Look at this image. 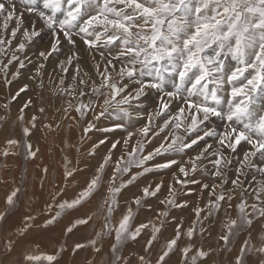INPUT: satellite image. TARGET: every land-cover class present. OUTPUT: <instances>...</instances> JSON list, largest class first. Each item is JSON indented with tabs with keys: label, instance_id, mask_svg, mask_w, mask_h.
<instances>
[{
	"label": "snow or ice",
	"instance_id": "obj_1",
	"mask_svg": "<svg viewBox=\"0 0 264 264\" xmlns=\"http://www.w3.org/2000/svg\"><path fill=\"white\" fill-rule=\"evenodd\" d=\"M25 4L26 11L30 14L34 13L55 38L49 51L39 52V56L44 60L57 51L61 35L74 47L76 46L75 36L79 37L89 52L106 49L111 57L106 60L102 70L99 64L95 66L98 83L91 78L85 81L83 77L88 76V73H81L79 63H77L75 66L76 75L72 78L75 86L67 85L60 89L61 92L69 95L75 92L76 96L81 98L97 97L96 100H88L87 103L83 99L78 100L75 111L80 114L81 119L88 112L96 113L99 110V114L96 116L98 120L108 113L109 109H113L117 113L118 120L131 119L132 113L123 106L132 107V101H139L140 97L145 94V88L163 92L164 96L169 99L177 98L178 103L186 105V108L179 107L176 115L165 116L161 125L153 127V116L150 115L147 123L135 132L125 129L127 131V138L123 141L125 146L134 136H142L143 140L136 142V146L127 153V157L121 156L116 161H112L111 151H109L103 162L97 167L96 174L87 182V187L75 199L55 204V207L61 211H57L55 215L46 219L45 226L56 223L62 211L79 206L97 192L104 183L105 167L110 163L112 172L107 181L109 197L104 201L108 205L109 214L112 211V205L117 203V194L142 174L138 172L126 182L121 180L120 177L128 173L133 165L142 168L143 173L169 168L178 162L175 159H170L164 163L155 164L154 168L145 165L147 161L169 151L180 153L191 149L194 145L199 147V141L205 140V137L216 136L219 147L213 148V145L205 142L204 146L199 148L198 154L190 157L188 168L179 167V171L185 177L190 172L195 173L197 162L207 159L208 154L211 153L214 157L211 161L214 168L213 175L220 178L222 183H226L223 169L228 168L231 164L226 153L229 150L236 152L237 146L242 143L250 147L249 151L244 153L243 162L237 170L241 174L245 165L251 166V161L257 154L261 159H264V0H42V7L39 6L38 0H25ZM9 21L15 22V26L10 29L11 38L15 39L19 32L22 39L16 45L7 63L0 60V69L7 68L13 61H18L19 67L23 68L24 62L15 53H23L26 49L25 42L31 43L34 37L40 35V32L34 23L31 25V31L23 27V14L18 12L15 0H0V56L6 55V49L12 45V39L3 38V34L9 32ZM113 53L115 55H112ZM100 54L104 57V51H100ZM73 59L78 61L79 55L69 56L67 64L71 65ZM114 60L121 65L116 73L120 80L126 76L129 82H134L137 80L138 73L140 76L148 75L152 79L140 82L139 86L130 94L126 90V84L112 77L111 72L116 70ZM60 66L64 72H67L64 61L60 62ZM37 72H39V68ZM5 81L8 82L6 76ZM58 83L65 85L63 78ZM169 83L173 87L165 92V85ZM85 88L88 89L87 92L84 91ZM77 89L79 90L77 91ZM23 90L21 89V91ZM224 105H227L226 110ZM27 106L26 104L25 107ZM168 109L169 104L161 97V103L155 116H164ZM40 111L43 112L44 109L41 108ZM186 111L187 116L185 117ZM22 113L23 110L19 117L21 121L23 120ZM211 118L226 121L228 129L219 135L215 131L205 130L201 135L200 126L210 121ZM35 121L36 117L33 116L31 125L33 128ZM46 127L50 128L51 125H46ZM95 127V124L89 123L84 128V132H90ZM115 128H124V125L117 123ZM165 129H168V132H165ZM172 129H183L184 135L173 134L169 142L167 137ZM22 131L25 137L32 134L29 127H24ZM102 131L110 132L113 129L105 128ZM160 132H165V136L161 138L165 140V143H161L159 147L145 155V145L150 143L151 139L158 136ZM193 132L196 133L195 137L191 136ZM104 143V140L99 141V144ZM119 143L120 141H116L111 147L115 149ZM7 144L19 146L20 141L9 139ZM99 144L92 146L90 155L95 154V148L99 147ZM24 148L26 159L36 158L39 149L34 150L30 142H26ZM3 155L7 157L10 152L6 149ZM70 163L65 157L64 179L66 181L69 178H74L75 172L79 171L78 168H69ZM259 171L264 172V169H259ZM43 172L47 174V167L43 169ZM177 182L189 183L187 180H178ZM190 182L196 183L197 181ZM231 183L233 186H237L239 178ZM202 186L206 189L210 188L208 184ZM41 187H43V183H41ZM160 187L161 185L157 184L151 191L149 187H145L143 197L156 196ZM214 188L215 185L211 186V189L214 190ZM19 192V188L14 189L8 195L6 203L10 206L14 205V198ZM261 193H264V187L254 191L256 199L261 201L259 206L248 204L244 199L238 202L236 205L237 218L229 217L225 224L226 232L219 237L225 247L229 245L230 237L234 235L235 229L241 226L251 228L254 219H264V200L261 199ZM141 199L142 197H137L134 203L139 206ZM231 199V195H226L222 190L216 195L214 201H209L211 210L207 215H212L213 211H220L224 205L229 204ZM162 203L164 202L162 201ZM166 203L178 206L174 198L167 200ZM47 207L52 208L53 205L49 204ZM249 208L256 213V217H253L252 212L248 211ZM202 211V209H196L198 221ZM161 214L168 215L166 211ZM4 217L5 214L0 213V221ZM131 217L132 210L129 209L128 214L123 216L119 227L115 230L117 244L121 242L124 234L127 233L130 238L135 239L141 229L147 227L142 224L135 232L129 233L128 226ZM34 219L33 216L25 217L26 221ZM90 219L91 217H86L76 220L72 226L66 228V232H72L76 225L87 224ZM159 230V228H154L152 240L148 241L146 251L151 247L152 241L156 239L155 233ZM23 231L20 230L21 234ZM200 231L203 233V228ZM194 232V228L187 230L189 239L193 237ZM99 235L100 233H97L98 237ZM179 239L180 230L177 229L176 237L169 240L167 249L159 256L157 264H165V258L177 245ZM251 239L249 234L248 238L242 242L235 264H246L245 254L248 252L254 251L264 256V243L257 247L251 243ZM260 239L264 241V236H261ZM12 243L9 241L6 246L9 250ZM90 243L95 245L96 241L92 240ZM82 247L84 245H75V249ZM96 251L99 252L100 249L96 248ZM112 251L113 253L117 251L116 245H113ZM191 251V246L183 249L186 259ZM207 256L208 252L201 248L191 259L195 264L198 258L204 259ZM43 258L49 264H53L57 260V255H46ZM40 259L41 256H25V260L30 262ZM117 259L122 258L117 257ZM139 261L140 264H150V261L146 260L144 256H140Z\"/></svg>",
	"mask_w": 264,
	"mask_h": 264
},
{
	"label": "rangeland",
	"instance_id": "obj_2",
	"mask_svg": "<svg viewBox=\"0 0 264 264\" xmlns=\"http://www.w3.org/2000/svg\"><path fill=\"white\" fill-rule=\"evenodd\" d=\"M15 3L18 12L22 11L26 19H30V13L26 11L25 0H15ZM38 4L42 7V0H38ZM14 26L15 22L11 21L9 32L3 34L4 39H12L9 33ZM24 27L30 31L27 23L24 24ZM46 32L47 30H43L42 33ZM36 38L34 37L31 43L25 42L28 46L26 45L23 53H15L24 62L23 68L19 67L18 61H13L7 68L0 69V213L5 214L4 219L0 221V264H49L43 257L52 254L57 255V260L53 264H140V256H144L146 260L150 261V264H157L159 256L167 249L169 240L176 237L177 229L180 230V239L165 258V264H193L191 257L201 248L208 252V256L204 259L198 258L195 264H235L242 242L248 238L250 233L252 244L259 247L261 243H264L260 239L261 236H264V219L259 218L254 219L251 228L241 226L235 229L227 247L219 239L226 232L225 224L229 217L237 218L238 209L236 205L241 199H244L248 204L258 206L261 204V201L256 199L254 191L259 190L260 186L262 187L264 184L262 172L259 171V169L264 168V159H261L257 154L252 159L251 166L245 165L242 174L237 171L243 162L244 153L249 151V145L242 143L237 146L236 152L229 150L226 153L227 159L231 161L229 167L223 169L226 183H222L220 178L213 175L214 168L211 161L214 157L211 153L208 154L209 159L197 162L195 173L190 172L185 177L179 171L180 166L189 167L190 157L196 156L199 148L203 147L205 142L213 145V148L219 147L216 136L205 137V140L199 141V147L194 145L184 152L169 151L147 161L145 165L154 168L157 163L175 159L178 163L169 168L143 173L142 168L133 165L130 171L121 176L120 179L126 182L136 173L142 174L117 194V203L112 205V211L109 214L108 205L104 201L109 197L107 181L112 172V164L110 163L105 167L104 183L97 192L79 206L62 211L56 223L45 226L46 219L55 215L57 211H61L55 207V204L75 199L87 187V182L96 174L97 167L103 162L109 151H111L112 161H116L121 156L127 157V153L136 146V142L143 140V137L138 135L129 140L127 146L123 145V141L127 138L125 129L135 132L147 123L148 112L142 108L138 109L139 106L150 109L154 107L151 103H157L161 97L167 96H164L163 92H157L151 88H149L150 91L144 90L145 94L140 97L139 101H132V107L123 106L132 113L131 119L122 118L118 120L117 113L113 109H109V114L106 113L98 120L96 116L99 114V110L96 113L88 112L81 119L80 114L75 111L78 100L83 99L87 103L88 100H96L97 97L81 98L76 96L75 92L71 95L61 92L60 89L66 84L75 86L72 79L76 75L75 69L73 73H69L68 79H64L65 85H59L58 82L63 77L55 75L58 72L52 69L50 60L53 57V60H59L62 58V54L53 53V57L50 56L44 60L39 56V52L43 51L44 45L50 41V34H43V37L40 38L41 44H36ZM21 39L22 37L18 32L17 37L12 39L14 44L6 49L7 54L0 56V60L7 63ZM65 43L67 44V42ZM70 47L72 46L70 45ZM100 51H104V57L101 56ZM92 56L96 57L97 64L101 61L99 64L101 70L106 60L111 58L106 49L91 52L90 57ZM96 63L93 62L92 68L88 69L84 66L83 61L81 62V73H88V76L84 77L85 81L91 78L98 83V77L94 71ZM113 63L116 64V70L120 68L121 65L115 60ZM41 65L43 67H40ZM38 68L39 72H37ZM16 73L18 74L14 75ZM116 78L120 79L118 76ZM151 79L152 77L148 75L140 76L138 73L136 81L129 82L125 76L121 83L127 82L126 90L131 94L140 82ZM172 87L170 83L166 84L164 91L171 90ZM21 89L24 90L21 91ZM84 91L87 92L88 89L85 88ZM147 91L150 92V95H146ZM17 93L19 94L17 95ZM148 96L150 98L144 100ZM151 98L152 100H150ZM29 101L31 103H28ZM165 102L170 105L169 109L164 113V116H155L152 122L153 127L161 125L165 116L176 115L179 107L186 106L178 103L177 98ZM160 103L156 104V109L159 108ZM26 104L27 107H25ZM171 106L173 107L172 110ZM223 107L226 110L227 105ZM41 108L44 109L43 112L40 111ZM21 110H23L22 121L19 119ZM138 113L141 116H138ZM120 115L122 116V114ZM33 116L36 117L34 128L31 127ZM184 116H187V111ZM89 123L95 124L96 127L85 133L84 128ZM117 123L123 124L124 128H115ZM46 125H51V127H46ZM24 127L31 128V136H24L22 131ZM105 128H111L113 131H102ZM227 129L226 121L211 118L210 121L200 126L199 131L201 135L205 130L215 131L219 135ZM165 132H168V129H165ZM165 132H160L158 136L151 139L150 143L145 145V155L159 147L161 143H165V140L161 139L165 136ZM173 134L183 136V129H172L167 137L169 142ZM191 136L195 137L196 133H191ZM9 139L20 141L19 146H9L7 144ZM186 139L188 138L186 137ZM100 140H104L105 143L99 144ZM116 141H120V143L113 149L111 146ZM26 142H30L34 150L39 149L35 159L25 158L24 144ZM95 144H99V147L95 148L94 155H90L92 146ZM6 149L10 152L7 157L3 155ZM65 157L71 162L68 165L69 168L79 169L78 172H75L74 178H69L67 181L64 179ZM207 160L209 161L207 162ZM45 167L48 169L47 174L43 172ZM237 178H239V184L233 186L231 181ZM178 180H187L189 183H178ZM192 180L197 182H190ZM41 183H43V187H41ZM157 184H160L161 187L156 196L143 197L145 187H149L151 191ZM203 184H208L210 188H203ZM213 185H215L214 190L211 189ZM16 188H19L20 192L14 198V205L10 206L6 200ZM222 190L225 191L226 195H231V201L228 205H224L220 211H213L212 215H207L211 210L209 201H214L216 195ZM137 197H142L139 206L134 203ZM171 198L176 200L178 206L166 203ZM261 199L264 200V193H261ZM49 204L53 207L48 208L47 205ZM197 208L203 210L199 221L196 217ZM129 209L132 210V217L128 226L129 233L135 232L142 224L147 225V227L141 229L135 239L130 238L127 233L124 234L121 242L117 244L115 230L119 227L123 216L128 214ZM165 211L168 213L167 216L161 214ZM248 211L252 212V209L249 208ZM252 215L256 217L255 212H252ZM26 216H33L35 219L26 221ZM86 217H91L87 224L76 225L72 232H66V228L72 226L76 220ZM258 224V232L255 234ZM154 228L160 230L155 233L156 239L152 241L151 247L146 251L148 241L152 240ZM189 228L195 229L191 239L187 236ZM201 228H203V233L200 231ZM20 230H24L23 234ZM97 233H100L99 237ZM92 240L96 241L95 245L90 243ZM9 241L13 242L10 250L6 247ZM76 244L84 245V247L75 249ZM113 245H116L117 248L115 253L112 251ZM189 246H191L192 251L186 259L183 249ZM96 248H99L100 251L97 252ZM27 255L41 256V259L30 262L25 260ZM117 257L122 259H117ZM245 260L246 264H264V256L254 251L246 253Z\"/></svg>",
	"mask_w": 264,
	"mask_h": 264
},
{
	"label": "crops",
	"instance_id": "obj_3",
	"mask_svg": "<svg viewBox=\"0 0 264 264\" xmlns=\"http://www.w3.org/2000/svg\"><path fill=\"white\" fill-rule=\"evenodd\" d=\"M20 13L23 14L22 11H20ZM10 22L11 21H9V23ZM12 22L14 23V21H12ZM25 23H27V25L30 27V31L32 30L31 25L34 23L35 26H36V29L40 32V35L37 36V38L35 39L36 44H39V42L42 43V40H40V38L43 37V34H45V35L50 34V41L47 42L44 45V47H43V51H49L50 50V47H51V44L55 41V38L50 33L51 31L49 29H47L44 25H42L43 24L42 21L39 18H37L34 13L33 14H30V19H26L25 15L23 14V27H24V24ZM43 30H47V32L46 33H42ZM74 39L76 40V46L75 47L72 44H70L66 39H64L62 35L60 37V43H59L58 49H57V51L55 53L62 54V58H60L59 60L58 59H54V62H53L56 65V68H58L59 70H62V68L60 66V62L61 61H64L65 62V67L67 68L68 71L69 70L72 71V69L74 70L77 63H79V66H81V62H82V54H81V51L84 53V55L87 57V59L92 64H93V62L96 63V57L95 56L90 57L91 52H89L87 50L86 46L82 43V41L79 38H76V37H74ZM65 42H67V44ZM70 45L72 47H70ZM75 54H78L79 55V60L77 61L76 59H73L72 64L71 65H68L67 64L68 57L69 56H73ZM99 64H101V61H99ZM80 69H81V67H80ZM53 70L55 71V68ZM53 70H52V72H54ZM62 73H63V75L65 77L67 76V72H62ZM145 90H149L150 91L149 88H145ZM148 93L149 92L147 91L146 95ZM163 99H164V101H166V100L168 101L169 100V98H167V97H164ZM158 102H161V99ZM157 103H151V105H153L154 107H152L150 109L149 108L147 109L148 117L150 115L155 116V113L154 112L157 111V109H156L157 108V106H156ZM185 108H186V106H185ZM152 109L154 110V112H153ZM172 109H173V107L171 106V110ZM138 115L141 116L140 113H138ZM261 175L264 178V172H262ZM262 187H264V184H262ZM260 188H261V186H260Z\"/></svg>",
	"mask_w": 264,
	"mask_h": 264
},
{
	"label": "bare ground",
	"instance_id": "obj_4",
	"mask_svg": "<svg viewBox=\"0 0 264 264\" xmlns=\"http://www.w3.org/2000/svg\"><path fill=\"white\" fill-rule=\"evenodd\" d=\"M12 44H14V42L12 43ZM39 44H41L40 42H39ZM27 45V44H26ZM32 45V44H31ZM35 45V44H34ZM28 46V45H27ZM39 47H40V45H39ZM31 49V48H30ZM30 54V53H29ZM81 54H82V61H83V63H84V66L85 67H87L88 69L90 68H92V63L87 59V57L84 55V53L81 51ZM36 55V54H35ZM51 57H53V54L51 55ZM54 58V57H53ZM53 58H51V60H50V63L52 64V69H54L55 67H56V65L53 63L54 62V60H53ZM36 61V60H35ZM37 62V61H36ZM115 64V63H114ZM138 66V68H139V65H137ZM51 69V70H52ZM119 69H117V70H113L112 72H111V74H112V77L114 78V79H117V80H120V79H118V78H116L117 77V71H118ZM55 71H57L58 72V74H55L57 77H63V79H68L69 77H67L68 75H69V73L71 74V73H73L74 72V70H67V76L65 77L64 75H63V73L62 72H64L63 71V69L62 70H59L58 68H56V70ZM71 71V72H70ZM94 71L96 72V67H94ZM54 73V72H53ZM60 75V76H59ZM87 77V76H86ZM84 78V77H83ZM121 81H123V80H120V82ZM127 83V82H126ZM125 83V84H126ZM3 84V83H2ZM68 84H66L65 86H67ZM127 85V84H126ZM130 85V84H129ZM130 87V86H129ZM11 88V87H10ZM134 87H133V85H132V89H133ZM4 90V89H3ZM11 90V89H10ZM134 90V89H133ZM129 91H130V89H129ZM132 92V91H131ZM74 94V93H73ZM132 94V93H131ZM154 94V93H153ZM51 95V94H50ZM69 95V94H68ZM148 95H150V92L148 93ZM156 96V95H155ZM150 97L148 96V97H146V99H144V100H148ZM150 100H152V98L150 99ZM140 102H141V100H140ZM142 108V110H145V111H147V109H144L145 107L144 106H139V108L138 109H141ZM74 113V112H73ZM109 114V113H108ZM114 114V113H113ZM136 115V114H135ZM139 116V115H138ZM113 117V116H112ZM143 118V117H142ZM154 118H155V116H153V120H154ZM116 119V118H115ZM144 119V118H143ZM76 120V119H75ZM115 121V120H114ZM146 121V120H145ZM112 122H113V120H112ZM153 122V121H152ZM145 123V122H144ZM114 133H116V132H114ZM75 134V133H74ZM111 140V139H110ZM124 145V144H123ZM207 159H209V158H207ZM209 160H207V162H208ZM250 195V194H249ZM253 199V198H252ZM257 228L255 229V234H257V232H258V228H259V224H258V226H256ZM260 230V229H259ZM251 234V233H250Z\"/></svg>",
	"mask_w": 264,
	"mask_h": 264
}]
</instances>
